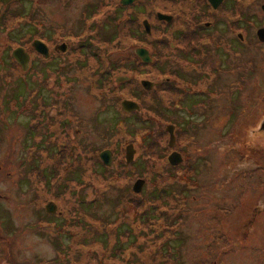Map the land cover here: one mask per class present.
<instances>
[{
    "label": "flooded vegetation",
    "instance_id": "flooded-vegetation-1",
    "mask_svg": "<svg viewBox=\"0 0 264 264\" xmlns=\"http://www.w3.org/2000/svg\"><path fill=\"white\" fill-rule=\"evenodd\" d=\"M57 1L56 17L60 20L52 27L36 21L39 38H28L17 47L24 50L23 69L12 58L23 74L26 94L21 109L29 113L23 128L25 151L34 150L32 161L43 155L39 173L34 175L40 191L37 193L30 183L31 168L17 182L25 181L23 186L42 200L40 212L52 218L40 227L42 234L43 229H55L58 242L63 241L62 232L71 234L77 215L75 181L87 178L84 173L74 175L73 166L67 165L69 158L75 157V169L90 166L92 172L94 164L110 169L111 165L105 166L100 158L104 151L111 153L113 162L114 152L96 151L86 130L102 129L106 140V130L114 137L120 129L124 169L143 165L147 158L173 173L164 179L157 172L145 180L136 168L130 175H112L114 183L108 174L109 182L101 196L96 193V201L111 184L120 192L122 188L129 190V197L141 198L152 180V187L160 190L163 187L156 181H171V188L177 186V190L180 187L176 182L192 185L202 181L206 187L197 195L204 217L198 224L215 225L218 232L210 243L187 238L182 246L193 243L194 249L187 255V263L264 264V0H135L126 5L122 0ZM30 27L27 25L24 33L29 34ZM34 41L41 42L47 52L37 53L31 46ZM139 49L148 52L150 63L136 55ZM75 91L79 95L75 96ZM113 97L117 106L112 103ZM257 100L261 107L256 106ZM123 101L135 103L138 109L124 111ZM225 116L227 127L223 125ZM250 117L258 118L253 125L248 124ZM240 119L245 123L241 125ZM166 129H172L173 147L168 146ZM32 132L37 136L30 138ZM128 146L133 156L130 164L125 160ZM216 151L220 158L214 160ZM172 153L182 159L176 167L168 163ZM43 178L50 184L45 186ZM122 179L124 184L119 183ZM139 180L144 184L136 193L133 186ZM63 186L67 191L61 196ZM160 192L167 195L165 189ZM57 194L68 197V215L55 199ZM117 198L116 212L120 210L116 220L107 216L103 221L105 217L95 212V201L87 209L89 219L92 216L105 229L113 224L119 228L118 222L130 219L131 207L127 196L120 194ZM131 204L135 210L142 208L140 200ZM155 208L149 213L155 214ZM161 218L168 220L167 216ZM179 228L185 234L193 230ZM109 231L102 234L110 235ZM168 232L170 238L162 239L158 258L162 257L163 263L166 260L164 264H181L182 255L173 253L176 232ZM122 236L129 241L128 231ZM159 238L153 234L149 242L137 246L128 243L135 247L133 262L137 260L133 264H142L144 257L153 256L139 253L148 250V243L157 244ZM138 256H142L141 261ZM58 259L48 263L55 264ZM8 261L14 264L9 257L5 263Z\"/></svg>",
    "mask_w": 264,
    "mask_h": 264
},
{
    "label": "rangeland",
    "instance_id": "rangeland-1",
    "mask_svg": "<svg viewBox=\"0 0 264 264\" xmlns=\"http://www.w3.org/2000/svg\"><path fill=\"white\" fill-rule=\"evenodd\" d=\"M162 3V1L160 0ZM6 7V11H4ZM24 10L29 12L32 19L42 20L47 26H54L60 18L56 17V13L59 9V3L57 0H12L11 3L4 5L0 8V14L4 12V15L9 14V19L6 21L8 32L0 30V51H3V57L10 55L13 50L16 49L14 45L11 44L12 41L21 40L18 39L27 30V25L23 23V18H19L18 15L14 16L12 10ZM59 19V20H58ZM11 41V42H10ZM264 68V65H263ZM18 70H8L6 67L0 66V264H10L9 261L5 263V260L9 257L13 260L14 264H49L48 262L54 258H58L61 249L65 255L62 264H69L70 261L77 262L78 264H93L89 254L96 256L94 260L99 258L100 260L107 261L110 258H115V261H122L123 263L127 260L131 261L133 259V253H135V247H129L128 243H134L135 246L142 244L143 242H149L148 239L154 234L160 237L157 240V244L162 245L164 241L168 240L169 230H174L175 241L173 242V253L176 256L182 255L181 264L187 263V255L193 254V243L190 246L183 247V243H186L188 239H197L199 241L210 243L216 238L217 228L215 225H208L207 227L200 226L198 222L203 220L204 210L201 207L199 201V195L197 191L203 190L206 186L203 185L202 181L198 184H188L177 183L180 187L177 190L172 189L171 181H156L157 185L162 186L161 190L165 189L167 195H163L160 189L152 187L151 184L147 185L146 191L141 198H136L133 196L129 197V190L124 188L121 192L116 186L109 185L107 192L102 198L96 201L97 188L105 187L106 182L103 185L92 178L91 181L84 179L82 186L75 190V225H77L80 230H76L75 225L71 227L74 233L78 232L77 237H72L68 234H61V241L58 242L54 238L56 233L55 229H43L44 234L40 231L42 224L52 222V218L46 217L44 212L39 210L41 204V199L39 200L33 190L26 189L23 185L25 181L21 180L20 183L17 180L24 179L26 177V171L32 168L35 164L41 167L40 163L43 161V155L32 161L30 158L31 152H26L25 144V134L24 125L29 117V113H25L22 108V103L24 104V86L20 78H18ZM84 84L81 83L80 90H82ZM32 89V88H31ZM79 95V92L75 91V96ZM118 97L120 99L121 94L118 92ZM259 96L256 97V99ZM255 99V100H256ZM117 100L112 99L113 105H118ZM256 106L261 107V101L257 100ZM112 105V106H113ZM260 109V108H259ZM111 115L110 113L107 114ZM150 118V116H149ZM226 116L223 118L224 126L226 125ZM258 118L250 117L248 124H254ZM245 121L240 119V124L242 125ZM114 123V121H113ZM239 121H238V125ZM162 125V123H161ZM27 129V128H26ZM102 129H96L95 131L86 130L88 140L93 143V148L96 151L101 149H108L113 151V162L109 167V174H119L124 172L130 175L131 171L134 172L136 168L139 170V176H143V179H149L151 173L159 172L163 175L164 179H167V175L172 174L173 170L162 168V163H154L152 160L148 159L149 169L140 164L133 168L124 169L122 167L124 163L123 160V147H121L122 135L120 129H116L117 134L110 136L106 130V140L109 135V140H103L101 131ZM158 130V129H157ZM161 129H159L160 131ZM36 133L32 132L30 138H34ZM106 141V142H105ZM117 141V143H116ZM163 142V140H162ZM163 147V143L160 144ZM107 147V148H104ZM75 153V152H74ZM97 153V152H95ZM215 158H220V152L216 151L213 153ZM145 158V156H144ZM67 165L73 166V172L84 173L90 176L91 167L77 166L75 169V157H70ZM155 160V159H154ZM156 161V160H155ZM147 162V161H146ZM158 162V161H157ZM154 166H153V164ZM30 165V166H29ZM29 166V167H28ZM63 166V165H62ZM61 167V165H60ZM84 169V172H83ZM182 166L180 170H183ZM131 170V171H130ZM197 177H201V174L197 173ZM31 180H34V176H30ZM151 179V178H150ZM128 182V181H127ZM119 183L124 184L123 179ZM129 183V182H128ZM100 184V186H98ZM185 190L188 194H185ZM127 196L129 201V207H131L130 219H125L121 223L118 222L117 226L115 224L111 225L109 228L105 229V225L96 224L97 221L91 216V219L87 218V209H91L92 206H87L91 201H95L98 206L95 209L97 215L101 217L107 216L113 217V221L116 220L120 208L116 212V207L119 202V195ZM122 197V196H121ZM67 198L64 197V200ZM140 200L142 202V210H135L132 208L134 201ZM71 200V205H72ZM122 204L119 203V207ZM63 205V203H62ZM89 207V208H87ZM152 207L155 208V214H150ZM148 210V213L145 212ZM93 212V210H92ZM153 212V210H152ZM202 214V216H201ZM74 216V215H73ZM141 216V218H139ZM161 216H167L168 220H162ZM210 217V215H208ZM112 222V221H111ZM209 222V221H208ZM122 224V225H121ZM178 229H176V227ZM182 230L193 228L191 233L185 234L180 233V228ZM55 232H54V231ZM104 230H110V235H103ZM91 231L93 233H91ZM129 232V241L124 239L122 233ZM140 231V232H139ZM139 232V233H138ZM91 233V236L89 234ZM145 233L143 237L140 234ZM41 234V235H40ZM80 234V235H79ZM51 236L52 240H50ZM57 236V233L55 234ZM110 236V238L108 237ZM107 238V241L105 240ZM173 238V239H174ZM188 238V239H187ZM155 243V242H150ZM59 247L61 248L59 250ZM211 246L208 250L210 252ZM214 250V249H213ZM211 252H214V251ZM148 251L152 252L153 249L143 250V254L148 255ZM184 256V257H183ZM139 260H142V256H138ZM139 261V262H140ZM56 264V263H55Z\"/></svg>",
    "mask_w": 264,
    "mask_h": 264
},
{
    "label": "trees",
    "instance_id": "trees-1",
    "mask_svg": "<svg viewBox=\"0 0 264 264\" xmlns=\"http://www.w3.org/2000/svg\"><path fill=\"white\" fill-rule=\"evenodd\" d=\"M11 2H12V0H0V8H2L4 5H7V4L11 3ZM4 11H6V7H5ZM12 12H14V14H13L14 16L18 15L19 18H23V23H25L26 25H30L31 26L30 27V30L31 31L29 32V34L24 33L22 36H19L18 39H21V40H15V41H12V42L10 41L11 44L14 45V47L17 48V47L23 46L25 44V41L28 38L29 39L39 38L38 24L36 22L37 20L32 19L31 18V15L29 14L28 11L26 12L24 10V8H22L20 10H12ZM9 17H10L9 14L4 15V12H2L0 14V30H4L5 32H8V33H9V30L7 28V25H6V21H7V19H9ZM0 66L6 67L8 70H12V71L18 70V73H19L18 78H20V80L22 79L23 74H22V70L20 69V67H18L16 65V63L12 60V57H10V55H7V56H4L3 57V51H0ZM147 146H149V147L151 146L152 147V145H150V144L147 145ZM143 165H144V167H146L147 169H149V164H148V159L147 158L144 159ZM94 167H95L94 171L93 172H90V174L93 175V176H96V177H91V175L90 176H87L86 177L87 178V181H88L89 178L90 179L96 178V180L98 182H100L102 185H103V182H106V185H107L108 182H109V180H108L109 179V176H106V175L109 174V169L103 167L102 165L99 166L97 164H94ZM38 173H39L38 172V166L35 164L29 170V176L28 177L30 178V176L37 175ZM120 173H123L124 174V172H120ZM156 173H153V174L151 173L150 176L151 177H154L156 175ZM111 177H113V178H111V181H113V183H114L115 180H116V178L114 176H112V174H111ZM43 180L45 182V186L48 185V184H50V180L49 179L43 178ZM83 181H84V179L82 180L81 178H78V180L75 181V190L77 188H79V187L82 186L81 184H83ZM30 183L32 185V188H35V191L38 193L40 191V189H41V185L39 183V180H36V178H34V180H31V178H30ZM98 186H100V184H98ZM104 189H105L104 186L103 187H100V188H97V196H101V194H102V192H103ZM66 191H67L66 186H63L62 187L61 196ZM61 196L59 194H57L55 196V199H58L60 201V205L65 208L64 214L65 215H68V213L70 212V210H69L70 209V205H69V203L66 200H64V196L63 197H61ZM66 198H68V197H66ZM62 203H63V205H62ZM87 205L88 206H91V203H89ZM86 216H87V218H90L89 217V213H86ZM74 225H75V222H74ZM75 227H77L76 230L79 229L80 230V233H81L82 229H80L77 225H75ZM70 231H71L70 236L77 237L78 232L77 233H74L72 230H70ZM129 247L131 248L132 246H129ZM145 248L146 249H153L154 248L152 252L148 251V253L150 252L151 255H153V256H150V257L149 256H146V257H144V260H143L142 264H149V261H157L158 264L167 263L166 260H165L164 263L161 262L163 260L162 257L161 258H158L159 257V253H160L159 249L161 248V245H159V244H153V243H148L145 246ZM63 251H64V249H61V253L59 255L58 261H56V264H62L63 263V260L65 258L64 257L65 255H63V253H62ZM133 256H134V253H133ZM89 257H91V259L93 258V260L96 258V256L93 255V254H89ZM129 260H127L125 264H133V263H135V261L137 260V258H136V260L134 262H133V259L131 261H129ZM117 262L115 261V258H110V259H108L105 262H104V260H100L99 258H97L96 260L93 261V264H119ZM69 264H78V263L76 261L75 262L70 261Z\"/></svg>",
    "mask_w": 264,
    "mask_h": 264
},
{
    "label": "water",
    "instance_id": "water-1",
    "mask_svg": "<svg viewBox=\"0 0 264 264\" xmlns=\"http://www.w3.org/2000/svg\"><path fill=\"white\" fill-rule=\"evenodd\" d=\"M135 0H122L121 4L126 5V4H131L132 2H134ZM144 28L147 34L150 33L149 31V26L147 24V22H144ZM32 48L37 52V53H45L47 52V48L39 41H34L32 42ZM12 58L14 59V61L19 64L21 66V68L23 69V64H22V56L24 55V50L21 48H17L15 50L12 51L11 53ZM136 55L144 62V63H150L151 59L149 58V54L146 50L143 49H139L136 52ZM151 85V84H150ZM121 107L124 111L130 112L132 110H137L138 107L135 103L133 102H129V101H123L121 103ZM262 128H264V120L262 122ZM167 134L169 135V139H168V146L169 147H173V143H174V136L172 134V129H166ZM130 147L128 146L126 149V155H125V160L126 163L130 164L133 161V156L131 154L130 151ZM100 158L102 160V162L104 163L105 166H110L111 165V153L109 151H104L100 154ZM182 162L181 156L177 153H172L169 157H168V163L173 166L176 167L178 166L180 163ZM144 184V181L139 180L136 181L133 189L136 193L140 192L142 189V186ZM49 208V206L47 207V209Z\"/></svg>",
    "mask_w": 264,
    "mask_h": 264
}]
</instances>
